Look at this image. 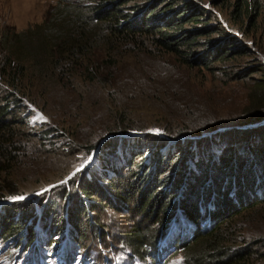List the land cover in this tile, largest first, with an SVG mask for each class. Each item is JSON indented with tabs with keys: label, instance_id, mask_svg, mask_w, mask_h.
Listing matches in <instances>:
<instances>
[{
	"label": "trees",
	"instance_id": "1",
	"mask_svg": "<svg viewBox=\"0 0 264 264\" xmlns=\"http://www.w3.org/2000/svg\"><path fill=\"white\" fill-rule=\"evenodd\" d=\"M210 1L212 6H231L229 20L232 23L226 24L225 20L216 17L211 8L202 4V0H57L42 23L20 31L9 26L1 28L0 89L4 94L0 96V182L15 176L16 170L23 166L22 159L29 160L28 149L32 147L27 139L31 132L25 133L22 129L28 118L19 114L28 111L26 100L45 115L53 112L62 121L55 120L54 126L39 132L42 139L54 145V150L58 149L56 141L67 133L70 119L73 123L84 124L94 116L99 120L98 132L100 130L99 133L104 134L147 131L151 127L150 121L144 114H138L139 104L144 102L136 100L131 93L138 91L145 98L147 92L151 96L157 89L154 84L142 85L140 79L146 76V70L133 56L137 51L149 49L158 53L160 50L174 54L189 69H205L210 73L221 71L227 77L236 74L242 80L250 77L252 70H236L235 73L224 66L243 57L247 51L229 27L244 30L246 20L260 15V4L254 0ZM121 64L129 65L133 71L130 75H122L121 85L127 86L128 90L123 97L117 98L115 88L119 86V79L114 80L111 69ZM105 69L110 70L104 72ZM247 71L249 73L245 74ZM135 73L136 78L133 76ZM254 73L264 75V66L256 68ZM90 90L103 95V100L97 105L91 100L85 102L84 93ZM255 90L257 92L247 98L251 106L246 117L251 123L264 119V79L259 78ZM102 107L105 113L100 112ZM83 112L85 114L80 116ZM198 116L195 113L194 117ZM208 118L194 123L203 124ZM187 120L192 124L195 119L188 116ZM195 126L183 125L182 129L175 131L184 134L191 128L200 130ZM163 127L169 129L168 126ZM51 137L54 138L51 140ZM231 137L234 139L237 134ZM238 137L241 140L231 145L220 139L221 150L226 149L223 154L209 150L208 146L202 155L200 151L191 153L187 145L180 144L179 149L170 155L160 153L158 148L149 156L148 163L138 164L140 171H134L136 181H132L136 182L135 187L138 185V190H135L141 191L147 183L152 186L151 192L145 193L142 200L144 211L148 213L153 209L157 221L169 218V226L173 225V228L177 226V219H185L193 230L186 232V241L182 234L171 239L169 234L173 230L169 231L156 246V235L149 238L138 234L129 243L134 252L140 253L141 257H149L151 248L155 247L157 264H161L168 252L180 242L185 250L183 264H250L254 251L247 247L234 249L238 243L232 225L244 213L264 205V141L261 140L264 139V127ZM119 141L103 143L102 156L105 157H99L103 166L107 165L103 158L124 150L119 149ZM146 142L151 144L153 140ZM97 146L86 145V153L92 154ZM111 168V173L110 170L103 172L105 167L101 168L100 183L93 180L92 175L85 176L81 184L76 183L77 179L72 181L75 198L69 191L62 192L63 201L66 199L71 204L64 211L59 207L54 189L49 199L45 200L44 192L34 204L20 208L21 204L14 198L20 196L21 191L16 182L10 181V185L3 188L7 194L3 199L9 202H5L0 213V232L6 239L11 234L16 235L22 252L32 249L36 241L41 243L31 256L34 263L29 256L19 258L15 255L14 262L18 260L15 264H62L58 260L50 262L47 252L64 236L68 221L71 225L65 236L71 235L72 246L78 248V237L88 239L80 220L82 214L94 211L96 204L106 197L97 191V187L104 188L108 184L111 190L105 188L106 191L127 201L125 194L114 185L118 167L111 162ZM94 178L98 179V176ZM84 199L92 203L87 205L88 209H85ZM36 210L40 214L44 212L43 221L37 217ZM88 225H93L92 220H88ZM10 246L11 243L0 245V257L1 253L10 251ZM74 253L75 256L66 264H96L94 259H87L79 251L74 250ZM43 256L45 262L40 263Z\"/></svg>",
	"mask_w": 264,
	"mask_h": 264
},
{
	"label": "rangeland",
	"instance_id": "2",
	"mask_svg": "<svg viewBox=\"0 0 264 264\" xmlns=\"http://www.w3.org/2000/svg\"><path fill=\"white\" fill-rule=\"evenodd\" d=\"M56 1L0 0V29L9 26L20 31L30 25L42 23ZM210 2V0H202V4L211 8L216 17L225 20L226 24L227 22L232 23L229 20L231 6H212ZM254 2L261 6L260 15L253 20H246L244 30H238L233 26L229 27L233 29L231 33L237 37L240 45L247 48L246 55L224 65L230 72L235 73L236 70H252L253 73L246 80L239 79L236 74L227 77L226 73L221 71L210 73L205 69H189L182 65L174 54L160 50L157 53L148 49L133 54L136 60L142 62L146 70V76L140 79L143 81L142 85L154 84L157 89L151 96H149L150 92H147L148 96L145 94V98L138 91L131 93L134 94L136 100L144 102L139 104L141 109L138 110V114H144L150 121L151 127L147 131L128 130L104 134V132L99 133L100 130L98 132L99 120L94 116L84 124L73 123L74 121L70 119L67 122L69 127L67 133L56 141L58 149L54 150V145L48 140L42 139L39 132L50 125L54 126L55 120H61L55 116V113L51 112V115H45L33 103L25 101L26 104H29V109L26 113L21 111L19 114L28 118L22 129L25 133L31 132V136H28L27 140H30L29 145L32 148L28 149L29 160L22 159L23 166L18 171L16 170L15 176L0 182V213L5 202H9L3 199L7 195L3 192V188L8 187L10 181L16 182L15 185L21 191L20 196L24 197L23 200H16L21 204L20 208H25L30 203L34 204L44 192L46 193L43 196L46 198L45 200L49 199L54 189L57 192L59 207L61 206L60 209L64 211L70 208L71 204L66 199L63 201L64 193L62 192L69 191L75 198L74 184L71 182L77 179L76 183L81 184L85 176L92 175V179L98 180L97 182L100 183L101 168L105 167L103 172L109 171L112 169L111 162H114L119 170L118 175L116 176L117 173L114 175L116 178L114 185L118 187L119 192L125 194L127 200L123 201V199L115 197L116 194L109 193L111 186L108 184L104 185V188H102L103 186L97 187V191L105 194L106 197H103L104 200L101 203L96 204L97 208L94 211L87 215L82 214L80 220V224L83 225L82 231L88 239L84 240L78 237V248L72 246L71 235L65 236L69 233L71 225L68 221L64 236L59 238L55 246H50L47 252L50 262L58 260L62 264L69 263V260L75 256V250L85 255L87 259H94L96 264H157L155 247L151 248L149 257H141L140 253L134 252L130 245L133 236L142 234L150 238L156 235L154 243L156 246L161 241V237L165 239L169 231L173 230L169 234L172 239L173 236L185 235L189 230H193L189 228L190 225L185 219H177V226L173 228V225L169 226V218L165 221L164 218L157 221L156 214L153 215V209L146 213L142 200L145 193L151 192L152 186L147 183L141 187V191H136L138 185L135 187L136 182H132L136 181V175L133 173L140 171L138 164L143 161L148 163L149 156L158 148H160V153L170 155L171 152L179 149L180 144V146L184 144L190 148L191 153L200 151V155H202L205 146H208L209 150H217V153L222 152L221 154H223L226 149L221 150L220 139L227 141L230 145L235 144L241 140L238 135L242 136L247 131L264 127V119L252 123L247 121L249 114L247 109L251 106L247 99L248 95L257 92L255 85L259 78L264 79V75L261 73H254L256 68L264 66V0H254ZM251 66L254 67L251 68ZM109 70L105 69L104 72H109ZM132 71V67L126 64L111 69L114 80L115 78L119 79V86L115 88L117 98L120 95L123 97L124 92L128 90L127 86L121 85L124 78L122 75H130ZM248 73L249 71L245 72V74ZM133 76L136 78L137 73ZM3 94L4 92H1L0 89V96ZM147 97H149V101L146 100ZM84 98L85 102L91 100L93 104L97 105L99 101L103 100V95H98L94 90H90L84 93ZM81 109L83 108L81 107ZM100 112L105 113V108L102 107ZM195 113L200 116L195 118ZM83 114L85 112L80 116ZM60 116L67 118L64 114H60ZM188 116L195 119L192 124H188ZM207 117H209L208 121L203 124L194 123ZM194 124L197 125L196 128L205 131L198 130V132L193 128L184 134L175 131L182 129L183 125ZM163 125L168 126L169 129L164 128ZM236 134L237 137L233 139L231 135ZM116 139L120 140L119 149L124 150H118L113 156L103 158L107 161V165L103 166L102 160L99 159V157H105L102 156L103 143ZM146 140H153V142L148 144ZM261 140L264 141L263 138ZM181 141L183 142L181 143ZM68 143L71 145H67ZM93 144L98 145L96 150L92 154H87L85 146ZM152 148L154 149L152 150ZM95 175L98 176V179L94 178ZM105 188L109 190L106 191ZM25 193L26 195H23ZM53 194L55 195V192ZM193 199L196 200L197 196L194 195ZM84 200L85 207H87L85 209H88L87 205L92 203L87 199ZM36 212L37 217L43 221L44 212L42 211V214L37 210ZM19 214H21V210ZM17 217H21V215H17ZM88 220H92L91 227L88 225ZM232 228L236 232V242L238 243L235 244L237 246L234 249L250 248L254 251L250 264H264V205L238 217ZM3 236V232H0V245L11 243L12 247L10 246L11 249L8 253H1L0 263H17L18 260L14 262L15 255L19 258L24 256L31 258L35 252L34 249L41 245L36 241L32 249L29 248L26 252H22L16 235L11 234L7 239ZM185 236L184 241L187 240V235ZM179 243V246L168 252L161 264H183L185 250ZM31 260L34 263L33 258ZM42 261L45 262L44 256L39 262Z\"/></svg>",
	"mask_w": 264,
	"mask_h": 264
},
{
	"label": "snow or ice",
	"instance_id": "3",
	"mask_svg": "<svg viewBox=\"0 0 264 264\" xmlns=\"http://www.w3.org/2000/svg\"><path fill=\"white\" fill-rule=\"evenodd\" d=\"M78 170H79V169H78ZM14 199H15V200H23L24 197H23V196H17V197H15Z\"/></svg>",
	"mask_w": 264,
	"mask_h": 264
}]
</instances>
